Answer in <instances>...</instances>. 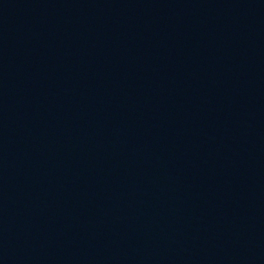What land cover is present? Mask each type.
<instances>
[{
	"label": "water",
	"instance_id": "1",
	"mask_svg": "<svg viewBox=\"0 0 264 264\" xmlns=\"http://www.w3.org/2000/svg\"><path fill=\"white\" fill-rule=\"evenodd\" d=\"M0 264H264V0H0Z\"/></svg>",
	"mask_w": 264,
	"mask_h": 264
}]
</instances>
